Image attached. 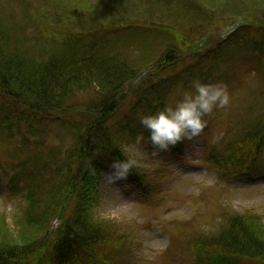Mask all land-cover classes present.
<instances>
[{"label":"rangeland","instance_id":"obj_1","mask_svg":"<svg viewBox=\"0 0 264 264\" xmlns=\"http://www.w3.org/2000/svg\"><path fill=\"white\" fill-rule=\"evenodd\" d=\"M0 11L11 13V26L23 30L22 36L30 44L74 32L106 33L107 40L120 41L121 58L135 72L146 70L145 75L155 81L176 76L185 81L164 92L166 105L174 106L185 92L194 91L197 80L184 75L195 62L191 58L194 47L202 52L218 47L232 30L245 23L243 29L252 25L264 16V0H10L0 5ZM130 24L139 29L128 34L118 29ZM168 49L172 51L164 56ZM172 54L177 58L181 54L180 60L165 70L161 62ZM224 62L218 82L228 86L230 105L206 116L201 134L179 143L180 154L171 149L160 152L140 135L142 140L129 139L123 150L127 158L139 153L138 168L146 176L145 185L134 184L127 177L111 183L107 176L112 171L101 176L94 193V216L126 237L121 250L113 253V264H198L195 243L201 235L218 234L230 217L239 214L255 215L264 222V142L257 155L236 165L227 153L264 115V76L251 58L240 56ZM158 63L160 73L155 76ZM134 90L128 85L122 90L125 100L108 128L131 116L137 102ZM93 93L75 95L73 110L82 114ZM76 113L74 110L72 115ZM141 116L136 115L139 123ZM74 142V131L60 123H45L36 135L27 127L21 133L0 132V219L5 217L11 230L24 206V197L12 186L17 168L33 156L39 143L64 155ZM215 156L226 157V162L221 164ZM76 206L74 198L63 212L64 218L72 216ZM58 224L53 223L51 230Z\"/></svg>","mask_w":264,"mask_h":264},{"label":"trees","instance_id":"obj_2","mask_svg":"<svg viewBox=\"0 0 264 264\" xmlns=\"http://www.w3.org/2000/svg\"><path fill=\"white\" fill-rule=\"evenodd\" d=\"M9 1L0 0V5ZM10 14L0 11V132L21 133L27 127L36 135L43 124L60 123L74 131L75 142L64 155L39 143L33 156L17 168L12 186L24 197V206L19 208L14 231L5 217L0 219V264H113V253L121 250L126 237L94 216L96 187L104 173L113 171L110 166L115 160L127 158L124 143L140 135L148 139L149 133L143 131L136 115L160 110L166 105L164 92L185 81H180V76L155 81L145 75L146 70L135 72L121 58L120 41L107 40L106 33L74 32L27 43L23 30L11 26ZM253 22L218 47L204 52L194 47L191 58L196 59L185 77L203 84L217 83L221 64L240 56L251 58L264 76V16ZM118 29L128 34L139 26ZM180 57L170 55L161 62L164 69ZM158 66L153 69L155 76L160 73ZM141 78L142 83L135 86ZM127 85L134 87L137 98L132 114L108 128L125 100L122 90ZM93 91L82 114L74 109L73 116L72 98ZM243 134L228 148L234 165L262 149L264 115ZM175 147L182 151L179 143ZM127 178L143 185L146 176L136 167ZM74 198V214L64 218L63 212ZM56 217H61L62 223L51 230ZM195 246L198 264H264V222L255 215L232 216L218 234L201 235Z\"/></svg>","mask_w":264,"mask_h":264},{"label":"clouds","instance_id":"obj_3","mask_svg":"<svg viewBox=\"0 0 264 264\" xmlns=\"http://www.w3.org/2000/svg\"><path fill=\"white\" fill-rule=\"evenodd\" d=\"M192 87L194 91L185 92L174 106L164 105L154 114L140 118V124L149 133L148 140L160 152H166L171 146L198 137L207 125L205 117L214 110L225 109L230 105L228 86L222 82L203 84L194 81ZM138 139L142 140L143 136ZM138 155L136 153L111 164L113 171L107 176L111 183L126 178L130 170L139 166Z\"/></svg>","mask_w":264,"mask_h":264}]
</instances>
